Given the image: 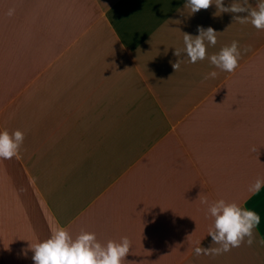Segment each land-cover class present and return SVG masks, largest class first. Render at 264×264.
Returning <instances> with one entry per match:
<instances>
[{
	"label": "crops",
	"instance_id": "1",
	"mask_svg": "<svg viewBox=\"0 0 264 264\" xmlns=\"http://www.w3.org/2000/svg\"><path fill=\"white\" fill-rule=\"evenodd\" d=\"M185 3L0 0V131L25 133L0 159V264H34L21 250L57 226L128 236L136 264H264L258 243L193 251L217 247L205 198L256 211L264 239V30ZM198 26L219 32L209 57L250 48L234 72L186 55L174 72Z\"/></svg>",
	"mask_w": 264,
	"mask_h": 264
},
{
	"label": "clouds",
	"instance_id": "2",
	"mask_svg": "<svg viewBox=\"0 0 264 264\" xmlns=\"http://www.w3.org/2000/svg\"><path fill=\"white\" fill-rule=\"evenodd\" d=\"M215 5L217 13H230L233 20L240 24L250 23L257 30H264V0H256L255 6L250 0H232L229 6H225L224 0H186L184 8L190 10V14L207 10ZM177 11H180L178 9ZM11 15V12H9ZM180 23V21H173ZM198 35L193 36L183 33V49H175L174 55L178 58L170 62L174 72L179 70L184 62L180 59L186 55L188 62L195 64L197 61L209 59L210 64L223 72L232 73L239 67L242 54L250 51V48L240 47L239 42L233 40L216 54L210 57L207 47L215 46L218 33L212 27L207 29L198 26ZM216 71L209 72L204 79L216 78ZM25 139V133L19 129L14 132L0 131V159H12L19 156L21 146ZM259 155V149L253 146L250 149ZM264 188V178H257L248 188L250 193L256 194ZM201 203L207 205V213L214 219L208 234L212 239V245L217 247H202L201 241H197L193 251L196 256L222 255L233 248L246 243L252 246L258 243L264 246V239L257 240L255 230L260 224L261 217L254 211L245 208L237 201L218 199L209 202L206 198ZM132 249V240L128 236H122L117 240H108L102 243L95 232L81 230L77 235L64 226H57L48 238L30 243L28 249H22V255L27 256L31 250L34 255V264H136V261H128L126 257Z\"/></svg>",
	"mask_w": 264,
	"mask_h": 264
}]
</instances>
